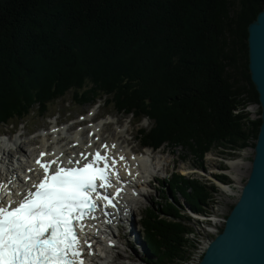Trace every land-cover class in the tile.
Masks as SVG:
<instances>
[{
  "label": "trees",
  "instance_id": "1",
  "mask_svg": "<svg viewBox=\"0 0 264 264\" xmlns=\"http://www.w3.org/2000/svg\"><path fill=\"white\" fill-rule=\"evenodd\" d=\"M263 9L264 0H0V122L72 91L79 103L102 99L150 117L143 140L183 146L198 161L212 147L228 156L255 147L262 107L248 27ZM251 103L260 105L256 119ZM166 187L174 193L144 218L147 251L155 264H180L196 247L192 214L210 215L219 190L183 176Z\"/></svg>",
  "mask_w": 264,
  "mask_h": 264
},
{
  "label": "snow or ice",
  "instance_id": "2",
  "mask_svg": "<svg viewBox=\"0 0 264 264\" xmlns=\"http://www.w3.org/2000/svg\"><path fill=\"white\" fill-rule=\"evenodd\" d=\"M47 155L36 160L41 175L16 193L20 199H11V189L0 184V264H86L85 247L88 254L92 248L82 235L87 221L99 210L117 208L122 189L107 192L112 177L119 179L114 158L98 150L65 164L60 157L45 161Z\"/></svg>",
  "mask_w": 264,
  "mask_h": 264
},
{
  "label": "rangeland",
  "instance_id": "3",
  "mask_svg": "<svg viewBox=\"0 0 264 264\" xmlns=\"http://www.w3.org/2000/svg\"><path fill=\"white\" fill-rule=\"evenodd\" d=\"M40 74V73H39ZM159 77L158 75L154 76V79ZM36 79L35 82H37ZM160 84V81L157 82ZM162 87V86H161ZM30 98H25L23 101L26 103ZM20 101V102H23ZM23 103V104H24ZM22 105V104H21ZM259 107L260 105L258 103H251L246 107V110L249 113V117L251 119H256L260 116L259 113ZM46 112L42 113L40 110V107L37 106L33 112L28 115L27 117H23L19 119V121H16L18 119H15V122H21L22 120H26L25 123L22 124L20 127H15L13 125H10L8 122L13 121V118H10L8 122L4 121L0 124V133H9L13 128L15 127L20 132H26L27 139H31L35 137L37 134L41 133L43 134V129L41 127L46 126L47 121L44 116L45 115H52L54 114V111L58 110L60 112L59 117L50 119L51 121H55L56 119H62L64 117V120L69 119V114L65 113L67 110L71 109L73 111V117L76 118V120H85L88 117H84L83 119H79V114H88L90 116L92 112H94V115L99 116V113H102L103 111H113L115 110V107L111 106L109 103L105 105V107L102 108L99 107V105L89 106L88 104L81 105L77 100L74 98L73 92H69L67 95L62 96L60 99H55L53 102H49L46 107ZM1 113V112H0ZM105 120L110 121L113 123V131H115L116 127L118 125H115L114 122L117 120L122 119V122L126 125V135L127 138L130 139V142L133 145H141L142 139H139L141 135H139L135 139H132V131H137V127H140L141 129H150V127L153 125L152 119H144L143 121H138L137 117L132 116V114L127 115L124 112H117L112 113L110 112L109 115L104 116ZM14 122V121H13ZM178 123L181 127H186V121L183 117H180L178 119ZM82 126H86V123L81 124ZM35 133L31 135V133ZM193 131V129L191 130ZM194 132V131H193ZM28 133V135H27ZM111 136V135H110ZM111 138V137H110ZM32 144L31 146H33ZM27 148V151L30 150V145L28 144L25 146ZM163 153L161 154H153V155H160L163 156V159L161 160L159 167L157 170L153 171V174L156 175V178L152 180V182L149 185H146L144 188V192L146 195L144 198H141V207L143 211H145L146 207L148 205H155L157 202L162 201L164 198V194L167 195V193L173 194L174 190L171 187H166L164 184V178L165 176L167 178L173 177L179 179L182 176H188L187 179H200V180H210L219 188V181H217V178L215 177L216 174H227L231 180V192H224L223 190H220V195L217 196L216 202L218 201V204H214L213 209L216 210L213 216L215 218V221L217 219L218 224L212 225V223L207 222L210 220V218H205L206 221L204 225H196L194 230L198 234L196 237L197 239L205 238L204 240H207L206 238H214L215 235H213V232H216V227L221 226L219 222H221V219L224 217H227L229 214V208L231 204H234L236 199L239 198L242 188L250 174L251 168H252V162L253 157L255 154V147L249 146L242 150H237L232 156H228L223 152L225 151L222 147H212L210 148V151L207 152L202 159L195 158L189 151L185 150L184 148L180 146H170L165 147L163 149ZM30 153V151H29ZM21 156L20 153L16 154V160H15V166L18 165L17 163V157ZM24 156H22L21 160ZM241 159L242 165H238L235 167H231L229 165V161ZM165 165V166H164ZM187 174V175H184ZM226 184V183H225ZM224 192V193H223ZM177 197H180L181 194L177 191L176 192ZM183 199V198H181ZM139 204V202L137 203ZM191 214V213H188ZM227 214V215H226ZM205 216V215H203ZM197 229V230H196ZM201 231V233H200ZM206 231V232H205ZM196 234L192 235V238L194 240V237ZM213 235V236H212ZM202 236V237H201ZM142 238V237H141ZM203 240V241H204ZM144 239H140V242L143 243ZM128 245V244H126ZM125 246V244H121V247H118L115 251H113V255L115 258V261L113 263L115 264H151V261H149V257L146 256L144 253L141 255L142 251L133 249L131 247ZM145 249L148 248V245L144 247ZM125 250V251H124ZM197 250H195L196 252ZM119 253V256L116 255ZM145 255V256H144ZM204 256V254H203ZM202 259V258H201ZM149 261V262H148ZM183 264V263H181ZM189 264V263H188Z\"/></svg>",
  "mask_w": 264,
  "mask_h": 264
},
{
  "label": "water",
  "instance_id": "4",
  "mask_svg": "<svg viewBox=\"0 0 264 264\" xmlns=\"http://www.w3.org/2000/svg\"><path fill=\"white\" fill-rule=\"evenodd\" d=\"M248 31L249 69L259 93L262 124L241 195L199 264H264V9Z\"/></svg>",
  "mask_w": 264,
  "mask_h": 264
},
{
  "label": "bare ground",
  "instance_id": "5",
  "mask_svg": "<svg viewBox=\"0 0 264 264\" xmlns=\"http://www.w3.org/2000/svg\"><path fill=\"white\" fill-rule=\"evenodd\" d=\"M132 116H134V115H132ZM91 118L93 119L94 117L92 116ZM118 121H120V120H118ZM97 125L99 127H102V129H100V131H99L100 133H104L105 131L112 129V123L111 122L108 123L107 120H103V121L100 120ZM125 130H126V127L122 128L121 131H115L117 136H118L117 140L120 138L121 139L126 138V132L127 131H125ZM25 135H26V132H20L18 134V136L16 137V139H12V144H11L10 148L8 149V153L2 148L1 144L3 143V141H0V158H3L4 156L7 158V155H8V157H10V159H14L17 152H22V153L26 154L25 155L26 156V162L25 163H23V162L19 163L20 168H22V166H24L26 168L28 177L30 176L31 179H33L39 173V168L36 167V165L34 163H32L31 155L26 153L27 149L25 148V146H27L28 143H34L36 138H31V139L27 140L28 137L27 136L25 137ZM132 135H133V138H136V135H137V137L139 135H141V137L140 138L138 137V138L143 139V133H142L140 127H137V131L133 130ZM48 136H50V134ZM23 137H25V140H23ZM74 142L75 143L77 142V144H74ZM108 144H109L108 146H110V148L108 147V150L111 152L110 154H115L117 156V162L122 163L121 164V168L123 170L122 182H123V187H124L125 191L120 194V198L123 202H125V201H127V199L125 197L126 193H129V194L141 193L142 190H140L139 187L142 185H145L144 183L146 182V180L149 179L151 176H153V169L148 167V164H150L152 162L154 165L157 166V164H160L161 160L163 159V156L160 157L159 155H152L151 153H150L151 156H148V153L143 152V155H141V156L135 155L133 157V159L137 160L136 162L128 164L127 160H120L119 157L121 156L122 152L117 151L114 153V151H111V150H113V148L111 147L113 143L108 141ZM89 145H88V143L81 141V140H79V142H78L77 136L71 137L70 135H62V136H58L57 138H54L52 142H49L48 140L42 141V146H43L42 150L47 152L48 154H50V156L52 158L60 157V159L65 162L69 158H72L74 160L80 159L81 158L80 153L84 151L83 149H86V147H87L88 148L87 151H90V149L88 147ZM50 148L53 151H51ZM33 151H35V149ZM133 152H137V153L139 152V150L137 149L136 146H133ZM61 154H63V155H61ZM228 163L231 167H235L238 165H242V160L241 159L231 160ZM8 169L10 171V175L12 178H14L15 175L17 178H19V179L21 178V176L18 174L19 170L11 169L9 167H8ZM29 169H33V171L29 172ZM231 185L232 184H223L222 182H219V188H220V190H223L224 192L225 191L231 192V190H232ZM27 186H28L27 184L23 183V189L26 190ZM219 188H218V190H219ZM218 192L220 195L221 191H218ZM238 199L239 198H237L236 201ZM236 201H235V203H236ZM216 203L218 204V201L216 202V199H215L214 204H216ZM214 204H213V207H214ZM215 211L216 210H214L213 212L215 213ZM213 212L210 215L207 214L208 216H206V215L203 216L204 214L198 215L199 216L198 225L206 224L205 218H210V220L207 222L212 223L213 226H214V224L215 225L218 224L217 219L215 221V218L213 217V216H215ZM100 216H101L100 218H97L95 221L91 222V226L89 228H87L88 231L82 235H84V236L88 235L89 237H90V235H95L98 233L97 229L100 226H104L106 222H110L109 214L106 215L105 213L103 214L100 211ZM226 219L227 218L223 216V218L221 219V222H219L221 225L219 227H222V226L224 227ZM113 223H115V222H113ZM108 227H106V229ZM216 230H217L216 232H213V235H215V236L218 233H220L219 230L221 231V229L216 227ZM200 233H201V231H200ZM193 234H196L195 236H193L196 240V247H193L192 249L190 248L191 249V253H190L191 258L186 260V261L180 262V264L181 263H183V264H188V263L189 264H199L201 261V258L203 257V254H205V252L209 246V243L212 240V238H206L207 240H204L205 238H202L200 240L197 239L196 237L198 236V234L196 233V231L190 232L189 234H187V237L192 238ZM130 235H131V233H130ZM132 235H133V233H132ZM99 245H101L100 242H99ZM134 247L137 250L142 251V253H140L141 255H143L145 253L146 256L149 257V254H148L149 252L147 251L148 248L145 249L144 245L141 242H135ZM99 250H100L101 255L96 256L97 261L94 262V264H115V263H113L115 261V258L113 255L115 252L113 253L111 251H104L103 248H101L100 246H99ZM195 250H197V251L195 252ZM113 251H115V250H113ZM116 255L119 256V253H117Z\"/></svg>",
  "mask_w": 264,
  "mask_h": 264
},
{
  "label": "clouds",
  "instance_id": "6",
  "mask_svg": "<svg viewBox=\"0 0 264 264\" xmlns=\"http://www.w3.org/2000/svg\"><path fill=\"white\" fill-rule=\"evenodd\" d=\"M223 184H225V183H223Z\"/></svg>",
  "mask_w": 264,
  "mask_h": 264
}]
</instances>
